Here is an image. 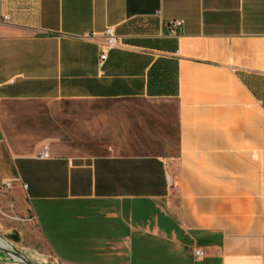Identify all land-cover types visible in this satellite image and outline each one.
Here are the masks:
<instances>
[{
	"label": "crops",
	"instance_id": "1",
	"mask_svg": "<svg viewBox=\"0 0 264 264\" xmlns=\"http://www.w3.org/2000/svg\"><path fill=\"white\" fill-rule=\"evenodd\" d=\"M107 27L118 45L100 64ZM67 101L174 102L177 153L153 139L43 158L11 136L33 105ZM2 193L35 223L57 203L126 216L131 233L172 245L173 264H264V0H0ZM145 203L163 219H135ZM111 243L134 264L127 235Z\"/></svg>",
	"mask_w": 264,
	"mask_h": 264
},
{
	"label": "rangeland",
	"instance_id": "2",
	"mask_svg": "<svg viewBox=\"0 0 264 264\" xmlns=\"http://www.w3.org/2000/svg\"><path fill=\"white\" fill-rule=\"evenodd\" d=\"M31 108L33 114L28 115L22 128L10 130L14 139L25 138L31 145L94 156L142 150V144L163 139L164 153H177L174 102L67 101L35 104ZM133 213L135 219L137 215L153 224L163 219L151 203L135 204ZM48 219L47 223L41 219L36 224L29 215L21 214L13 198L0 194V237L41 264H50L56 256L74 264H125L126 259L114 257L120 251L111 243L125 235L132 241L134 264H173L172 245L131 233L126 216L124 222L113 221L89 203H57L50 209ZM168 228L162 226L163 230Z\"/></svg>",
	"mask_w": 264,
	"mask_h": 264
},
{
	"label": "built area",
	"instance_id": "3",
	"mask_svg": "<svg viewBox=\"0 0 264 264\" xmlns=\"http://www.w3.org/2000/svg\"><path fill=\"white\" fill-rule=\"evenodd\" d=\"M8 17H4L3 20H7ZM182 25V21H172L170 23L171 27H178ZM96 35L90 34L85 35V39H93ZM103 39V43L101 45L100 53H99V63L103 64L108 56V52L115 48L118 45L117 36L114 33V29L112 27H107L103 33L101 34ZM41 157L47 158L49 157V148L47 146L43 147V152ZM6 188L9 187V184L6 183L4 185ZM25 189L26 186H23ZM20 257V256H19ZM193 257L195 260H202L205 257V253L198 248L193 249ZM24 258V259H23ZM0 264H41L36 261L34 258L28 257L25 254L21 257V260L15 259V257L11 256L9 253H5L0 249ZM50 264H68L67 262L55 257Z\"/></svg>",
	"mask_w": 264,
	"mask_h": 264
},
{
	"label": "bare ground",
	"instance_id": "4",
	"mask_svg": "<svg viewBox=\"0 0 264 264\" xmlns=\"http://www.w3.org/2000/svg\"><path fill=\"white\" fill-rule=\"evenodd\" d=\"M0 248L10 251L11 256L15 257V259L17 260H21V257L12 253V250L14 249L13 245L1 237H0Z\"/></svg>",
	"mask_w": 264,
	"mask_h": 264
},
{
	"label": "water",
	"instance_id": "5",
	"mask_svg": "<svg viewBox=\"0 0 264 264\" xmlns=\"http://www.w3.org/2000/svg\"><path fill=\"white\" fill-rule=\"evenodd\" d=\"M0 249H1V251L5 252V253H9L10 254V251H8V250L2 249V248H0ZM12 253H14L15 255H18L20 257L23 256V253L21 251L16 250V249H13Z\"/></svg>",
	"mask_w": 264,
	"mask_h": 264
}]
</instances>
